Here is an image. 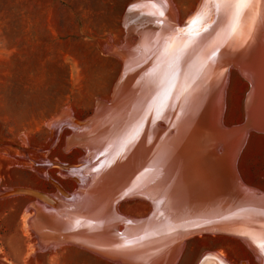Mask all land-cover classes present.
<instances>
[{
	"label": "bare ground",
	"instance_id": "1",
	"mask_svg": "<svg viewBox=\"0 0 264 264\" xmlns=\"http://www.w3.org/2000/svg\"><path fill=\"white\" fill-rule=\"evenodd\" d=\"M173 6L169 0L128 5L113 100L97 102L94 115L74 128L75 143L89 159L82 169L85 183L76 196L63 199L65 206L42 209L35 203V215H47V222L63 230L54 226L60 237L56 234L53 241L75 242L132 264H173L184 246L174 239L178 234L207 232L239 237L262 262L264 189L239 178L236 158L250 129L264 131V20L257 23L264 9L259 4L246 9L229 37L223 5L202 7L199 0L182 22ZM190 32L199 33L191 42ZM164 37L171 38L168 46L174 52L179 49V58L175 75L161 88L160 77L171 57L153 49ZM233 68L251 90L246 121L226 127L221 115ZM45 194L38 195L52 203L55 193ZM129 197L150 199L148 220L118 213L117 202ZM36 224L32 226L38 231ZM213 253H206L199 264H214Z\"/></svg>",
	"mask_w": 264,
	"mask_h": 264
},
{
	"label": "rangeland",
	"instance_id": "2",
	"mask_svg": "<svg viewBox=\"0 0 264 264\" xmlns=\"http://www.w3.org/2000/svg\"><path fill=\"white\" fill-rule=\"evenodd\" d=\"M130 1L0 0V194L29 188L0 195V264H132L75 242L53 241L57 229L63 230L53 221L50 225L47 215H35L34 207L48 206L38 194L55 193L60 199L53 182L71 196L85 183L82 169L89 159L75 143L76 120L112 97L122 69L120 45L113 44L124 41ZM169 1L182 22L198 0ZM228 76L221 119L226 127L239 126L246 121L251 85L235 68ZM243 144L236 158L239 178L264 189V131L250 129ZM81 160L80 169H64ZM143 199L121 198L116 209L125 217L142 216L151 207ZM36 222L38 231L32 226ZM209 233L188 237L173 264H196L208 250L215 251L214 264L261 263L239 237Z\"/></svg>",
	"mask_w": 264,
	"mask_h": 264
},
{
	"label": "snow or ice",
	"instance_id": "3",
	"mask_svg": "<svg viewBox=\"0 0 264 264\" xmlns=\"http://www.w3.org/2000/svg\"><path fill=\"white\" fill-rule=\"evenodd\" d=\"M154 0H144L145 4L153 3ZM223 5L225 9L228 11L229 15V23L227 26V32L229 37L235 33L236 28L238 24L241 21V17L244 14L246 9H250L253 4H259L262 9H264V0H202V7L203 5ZM218 11L220 9H217ZM134 11V10H133ZM164 13L161 12L160 15L162 16ZM151 15V14H150ZM199 15V13H198ZM261 20H264V16H258L257 17V23ZM176 31H182L181 29H176ZM199 35L197 32H190L187 34V40L191 42L195 39V37ZM170 37H164L159 42L156 49H153V52L163 51V54L165 56H170L171 58L168 61V71L164 72L160 77V85L161 88L167 83V80L169 76H174L175 72V65L176 61L178 60V52L179 49H177L175 52L168 46L170 42ZM185 47L187 45H184ZM151 55V54H150ZM132 139H135V136L133 135L128 142H131ZM238 235H244L241 233H236ZM245 239H248L246 235H244ZM261 238L264 239V232L261 233Z\"/></svg>",
	"mask_w": 264,
	"mask_h": 264
},
{
	"label": "water",
	"instance_id": "4",
	"mask_svg": "<svg viewBox=\"0 0 264 264\" xmlns=\"http://www.w3.org/2000/svg\"><path fill=\"white\" fill-rule=\"evenodd\" d=\"M137 1H140V0H132V1H130L128 4H127V6H126V9H127V7H128V5L129 4H132V3H134V2H137ZM199 2V0L196 2V5H195V7H194V9L192 10V11H190L187 15H186V18H187V16L189 15V14H192L195 10H196V6H197V3ZM126 9H125V11H126ZM185 18V19H186ZM122 37V39H124L125 38V33L121 36ZM131 38H135V35L133 34L132 36H130ZM126 38H128V36L126 37ZM124 43V41H120L118 44H113V45H122ZM231 65V64H230ZM121 68H122V65H121ZM121 74V69H120V72H119V74H118V76H117V78H116V80H115V82H114V84H113V86L115 85V83H116V81H118V77H119V75ZM113 86H112V90H113ZM112 95V91L110 92V96ZM112 100L113 99H110L109 101H108V103H111L112 102ZM94 115V112H92V114L90 115V116H88V117H86L85 119H83V120H76V123L77 124H85L86 122H87V120L90 118V117H92ZM161 120H159V122H160ZM158 122V123H159ZM172 130V129H171ZM71 135V134H70ZM67 164V166L66 167H64V169H66V170H76V169H80L81 167H83L84 166V161H78L77 163H66ZM58 166H60L59 164H58ZM74 178V177H73ZM75 179V181L78 183V181H77V179L76 178H74ZM54 183V185H55V187L56 188H58L59 189V194H60V199L58 198V199H55V198H53V201H52V203H48L47 201H43V204L44 203H47L48 204V206H55V205H61V206H65L64 204H66L65 203V200H63V198H72V193L71 192H68V191H65L60 185H58L56 182H53ZM16 189H18V190H16V189H9V190H3V192H1V194L0 195H8V194H11V193H14V192H20V193H25L24 191L25 190H27V189H29V188H24V187H15ZM257 192H263V191H261V190H257ZM70 194V195H69ZM142 196V195H141ZM55 199V200H54ZM144 201H147L149 204H150V209H148L147 210V212L144 214V215H142V216H135V217H128L129 218V220H137V221H144V220H148L149 218H150V216L152 215V213H153V207H152V203H151V201H150V199H148V197H144V199H143ZM49 208H51V207H49ZM35 215H33L31 218H30V220L34 217ZM191 235H185V234H182V235H177L174 239H176L177 238V243L178 244H182V242H184L188 237H190ZM173 239V240H174ZM85 248V247H84ZM178 248H179V246H178ZM177 248V249H178ZM87 250H90V251H93V250H91V249H88V248H86ZM176 249V250H177ZM251 250V249H250ZM252 251V250H251ZM93 252H95V251H93ZM211 252H213V250H208L207 252H204L203 254H205V253H211ZM253 252V251H252ZM202 254V255H203ZM100 256H102V255H100ZM103 257V256H102ZM106 258V257H105ZM203 257L201 256L200 258H199V260L197 261V263L196 264H198L200 261H201V259H202ZM260 264H264V260L260 263Z\"/></svg>",
	"mask_w": 264,
	"mask_h": 264
}]
</instances>
